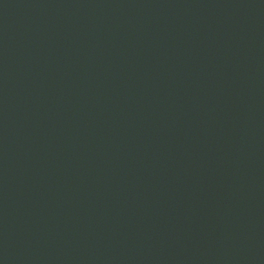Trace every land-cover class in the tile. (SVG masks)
<instances>
[{
    "label": "water",
    "instance_id": "water-1",
    "mask_svg": "<svg viewBox=\"0 0 264 264\" xmlns=\"http://www.w3.org/2000/svg\"><path fill=\"white\" fill-rule=\"evenodd\" d=\"M0 264H264V0H0Z\"/></svg>",
    "mask_w": 264,
    "mask_h": 264
}]
</instances>
